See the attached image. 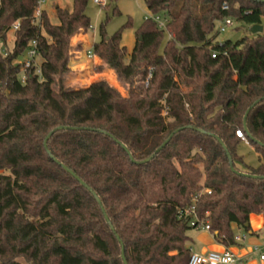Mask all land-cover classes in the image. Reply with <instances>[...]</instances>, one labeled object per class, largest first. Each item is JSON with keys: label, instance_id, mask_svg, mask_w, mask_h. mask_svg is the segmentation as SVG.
<instances>
[{"label": "trees", "instance_id": "obj_1", "mask_svg": "<svg viewBox=\"0 0 264 264\" xmlns=\"http://www.w3.org/2000/svg\"><path fill=\"white\" fill-rule=\"evenodd\" d=\"M36 1L0 0V264H123L121 246L127 264H188V231L197 228L182 211L194 198L198 221L223 246L236 242L232 225L250 231V214L264 228V0H144L168 21L160 29L145 19L129 52L120 32L106 37L101 25L92 51L127 96L105 79L64 85L70 38L90 25L88 0L55 7V24L43 9L39 26L31 23ZM224 17L249 34L216 41ZM32 40L41 60L22 82L20 59ZM256 101L248 135L243 118ZM237 129L260 155L256 166L237 154Z\"/></svg>", "mask_w": 264, "mask_h": 264}, {"label": "rangeland", "instance_id": "obj_2", "mask_svg": "<svg viewBox=\"0 0 264 264\" xmlns=\"http://www.w3.org/2000/svg\"><path fill=\"white\" fill-rule=\"evenodd\" d=\"M49 15V19L52 23H57V19L54 12V6L57 3L59 7H70L72 0H45ZM53 2V5H52ZM116 7L117 13L112 12V8ZM85 14L89 17L90 25L86 32L81 31L70 38L69 42V71L64 74L63 81L65 86L70 87H87L90 83L105 79L111 86H113L121 96L128 95L127 86L122 83L116 76L113 69L109 68L98 56L96 59L89 60L85 51L92 49L93 44L100 40L99 28L102 25L106 37H110L116 32L121 33V45L125 46L127 52H129L134 44L135 31L145 21V19L151 15L149 10L144 4V0H101V3L95 4L92 0H88ZM130 20L131 26H125L126 22ZM233 26L227 28L224 32L218 33L216 41L223 42L225 40L235 41L242 38L244 35L249 34L248 27L241 22L233 19ZM262 24L264 25V17L262 18ZM217 26V23H216ZM86 35L85 41L83 36ZM167 35L162 40L161 47L166 41ZM7 41H12V34L9 33ZM3 52L5 49L2 50ZM24 56L21 57L22 60ZM40 61V58H37ZM142 81L139 77L133 83V87L136 91H140L142 88ZM236 152L242 157L243 162L255 166L256 152L252 146L247 142L240 141L236 145ZM195 229L188 231L190 236H193Z\"/></svg>", "mask_w": 264, "mask_h": 264}, {"label": "built area", "instance_id": "obj_3", "mask_svg": "<svg viewBox=\"0 0 264 264\" xmlns=\"http://www.w3.org/2000/svg\"><path fill=\"white\" fill-rule=\"evenodd\" d=\"M93 3L99 4L101 3V0H92ZM45 0H37L36 1V8L33 14V17L31 19V23L35 25H40V20H41V13L44 8ZM223 9H227V5L224 3L222 6ZM148 19H152L153 21L156 22L157 26L160 29H165L166 23H167V18L162 17L159 14H151L150 16L147 17ZM146 18V19H147ZM217 26H216V31L218 33L224 32L227 28H230L233 26V18L231 17H224L222 19H219L216 21ZM215 23V24H216ZM19 28V20H17L10 28V32H14ZM167 37H171L169 34H167ZM217 52L213 51L211 56L215 57ZM87 56L89 58H94V53L92 49L88 50L86 52ZM37 58V48H36V41L32 40L29 43L28 48L26 49L25 52V57L23 60V67H22V75H21V81L23 82L25 79V70L30 67L32 63L36 64L35 59ZM151 68H149L148 73L146 75V78L144 80V84L147 85L148 79L151 77ZM37 72L39 70L37 69ZM235 134L238 138H240L244 142H248L247 138L243 134L241 129H237L235 131ZM194 199H192V204L183 209L182 215L184 217L190 216V225L196 226L197 229L201 230H207L209 231V224L205 220L198 221L196 215H195V205H194ZM244 236H235V241H240L243 239ZM253 251L258 254L259 258L261 260H264V245L263 246H254ZM240 262V259L232 252L229 250H224V251H207L204 253H199V252H191L189 259H188V264H237Z\"/></svg>", "mask_w": 264, "mask_h": 264}, {"label": "crops", "instance_id": "obj_4", "mask_svg": "<svg viewBox=\"0 0 264 264\" xmlns=\"http://www.w3.org/2000/svg\"><path fill=\"white\" fill-rule=\"evenodd\" d=\"M47 5L48 4L46 1V11L48 10ZM54 7H59V5L56 3ZM83 38H84L83 41H85L86 35L83 36ZM88 50L85 51V54ZM87 58L89 60H93L96 59V56L94 55V58H89L87 56ZM255 154H256L255 161L257 165L260 163L261 157L258 153ZM244 164L249 165L245 162ZM236 165L238 168L244 169L243 164L237 162ZM249 225H250V231L248 232L244 231L242 228L237 227L236 225H232V230L235 236H240V237L244 236V238L241 239L240 241H236L235 244L228 247L223 246L220 243H217L214 239V235L211 232L207 230L195 229L194 235L190 236L192 238V242L190 245L191 252L204 253L207 251L229 250L240 259V262L237 264H264V260H261L258 254L253 251L254 246L264 245V228H263L262 216L257 214H250Z\"/></svg>", "mask_w": 264, "mask_h": 264}, {"label": "water", "instance_id": "obj_5", "mask_svg": "<svg viewBox=\"0 0 264 264\" xmlns=\"http://www.w3.org/2000/svg\"><path fill=\"white\" fill-rule=\"evenodd\" d=\"M262 30V26L261 25H252L251 27H250V31L252 32V33H256V32H260ZM258 101H256L247 111H246V113H245V115H244V118H243V127H244V130L246 131V133L248 134V130H247V127H246V123H245V120H246V116H247V114H248V112H249V110L257 103ZM61 128H63V127H58L57 129H61ZM180 129H176L175 131H173L169 136H168V138L156 149V151L155 152H158V151H160L167 143H168V141L172 138V136L175 134V133H177L178 131H179ZM51 134H52V132H50L47 136H46V138H45V141H44V146L46 147L47 146V140L49 139V137L51 136ZM249 135V134H248ZM216 140L219 142V144L222 146V148L225 150V152H226V154H227V156H228V159H229V166H230V169L232 170V171H234V172H236V170L233 168V165H232V160H231V157H230V155H229V153H228V151H227V148H226V146L224 145V143L220 140V138H218V137H216ZM122 146V148L129 154V151L126 149V147L124 146V145H121ZM47 152L49 153V151L47 150ZM129 157L132 159V157H131V155L129 154ZM151 157H153V155H151ZM150 157V158H151ZM147 160H149V158L148 159H146L145 161H147ZM63 168L69 173V174H71L74 178H76L79 182H80V184L83 186V187H85L93 196H94V198H95V200L100 204V200H99V198L96 196V194H95V192L94 191H92V189L90 188V187H88L82 180H80L79 178H78V176H76L70 169H68L67 167H65V166H63ZM242 175H245V176H251V177H253V178H257L258 176H256V175H250V174H247V173H241ZM101 210H102V212H103V215H104V218H105V220H106V222L108 223V225H109V227H110V229L112 230V231H114L113 230V226L111 225V223H110V221H109V219H108V216H107V214L105 213V211H104V209L101 207ZM118 238V237H117ZM121 259H122V262H123V264H127V262H126V259H125V257H124V253H123V246H121Z\"/></svg>", "mask_w": 264, "mask_h": 264}]
</instances>
